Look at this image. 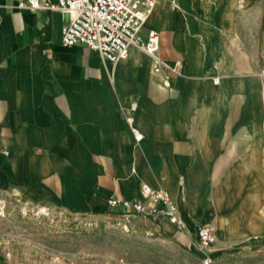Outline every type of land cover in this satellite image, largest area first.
<instances>
[{"label": "crops", "instance_id": "crops-1", "mask_svg": "<svg viewBox=\"0 0 264 264\" xmlns=\"http://www.w3.org/2000/svg\"><path fill=\"white\" fill-rule=\"evenodd\" d=\"M19 1L0 0V188L102 217L146 183L171 195L184 228L147 218L187 251L203 256L201 222L213 245H264V0H158L141 34L159 33L179 75L136 46L117 64L65 46L66 14ZM134 102L140 142L125 119Z\"/></svg>", "mask_w": 264, "mask_h": 264}, {"label": "rangeland", "instance_id": "rangeland-1", "mask_svg": "<svg viewBox=\"0 0 264 264\" xmlns=\"http://www.w3.org/2000/svg\"><path fill=\"white\" fill-rule=\"evenodd\" d=\"M209 251V264H264V245L244 248L221 238ZM202 254L135 213L77 215L0 188V264H205Z\"/></svg>", "mask_w": 264, "mask_h": 264}, {"label": "built area", "instance_id": "built-area-1", "mask_svg": "<svg viewBox=\"0 0 264 264\" xmlns=\"http://www.w3.org/2000/svg\"><path fill=\"white\" fill-rule=\"evenodd\" d=\"M158 0H56L55 2H41L40 0H20V9H46L61 11L68 16L63 28V44L65 46L84 45L96 50L101 57L112 64L125 59L132 46H136L155 60V70L169 69L173 74H180L181 61L170 66L162 60L158 52L160 49V35L156 31H149L146 37L141 32L149 14L156 7ZM218 82L219 78L216 77ZM164 85L171 87V75L164 76ZM137 103L134 102L126 122L134 135L135 141L140 142L144 135L135 126L134 112ZM141 200H127L112 197L108 203L112 210L135 213L145 218L151 215L164 214L171 223L180 229L184 224L178 216V207L171 195L164 189L154 190L146 183L141 185ZM163 208H160V206ZM215 229L210 223L196 225L197 247L207 255L205 264L212 262L209 249L215 242Z\"/></svg>", "mask_w": 264, "mask_h": 264}]
</instances>
